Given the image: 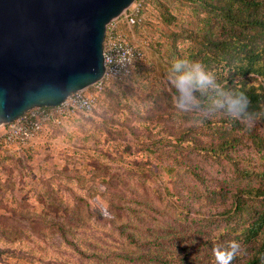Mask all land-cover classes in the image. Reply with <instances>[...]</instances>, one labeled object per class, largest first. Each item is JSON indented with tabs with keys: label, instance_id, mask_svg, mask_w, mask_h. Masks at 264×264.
I'll return each instance as SVG.
<instances>
[{
	"label": "rangeland",
	"instance_id": "obj_1",
	"mask_svg": "<svg viewBox=\"0 0 264 264\" xmlns=\"http://www.w3.org/2000/svg\"><path fill=\"white\" fill-rule=\"evenodd\" d=\"M141 8L140 26L118 23L143 54L131 77L109 84L89 115L0 155V264H215L213 250L229 244L220 212L254 184L241 172L264 170V155L237 130L233 161L211 159L216 140L177 111L167 81L166 34L191 28L190 11L171 0ZM171 41L182 56L188 42Z\"/></svg>",
	"mask_w": 264,
	"mask_h": 264
},
{
	"label": "trees",
	"instance_id": "obj_2",
	"mask_svg": "<svg viewBox=\"0 0 264 264\" xmlns=\"http://www.w3.org/2000/svg\"><path fill=\"white\" fill-rule=\"evenodd\" d=\"M171 1L190 11L192 27L180 29L177 35L166 34V39H170L166 47L167 59L187 58L202 62L216 73L225 90L244 92L250 102L249 111L256 116L251 126L224 115L204 120L209 135L216 140L208 146L210 156L213 155L211 159L233 161L227 155V149L239 143L240 136L234 134L237 130L243 132L241 137H246L254 150L264 155V0ZM161 8L164 22L174 20L165 6ZM141 11L142 8L140 15ZM177 37L188 42L186 49L181 51L182 56L177 54L174 41H171ZM241 173L245 178H253L254 184L230 194V205L228 209H222L219 216L229 222L225 232L230 237L228 243L236 241L240 245L236 257L242 259L241 263L264 264V170Z\"/></svg>",
	"mask_w": 264,
	"mask_h": 264
},
{
	"label": "water",
	"instance_id": "obj_3",
	"mask_svg": "<svg viewBox=\"0 0 264 264\" xmlns=\"http://www.w3.org/2000/svg\"><path fill=\"white\" fill-rule=\"evenodd\" d=\"M133 0H0V125L103 73L106 24Z\"/></svg>",
	"mask_w": 264,
	"mask_h": 264
},
{
	"label": "built area",
	"instance_id": "obj_4",
	"mask_svg": "<svg viewBox=\"0 0 264 264\" xmlns=\"http://www.w3.org/2000/svg\"><path fill=\"white\" fill-rule=\"evenodd\" d=\"M143 0L133 2L115 19L109 21L102 39L101 77L82 90L70 93L53 107L34 106L23 111L12 121L0 125V155L16 154L31 145L36 136L47 126H59L76 115H89L94 109L103 88L128 78L142 60V51L128 43L118 32V23L126 26L138 24Z\"/></svg>",
	"mask_w": 264,
	"mask_h": 264
},
{
	"label": "clouds",
	"instance_id": "obj_5",
	"mask_svg": "<svg viewBox=\"0 0 264 264\" xmlns=\"http://www.w3.org/2000/svg\"><path fill=\"white\" fill-rule=\"evenodd\" d=\"M167 81L175 90V108L181 114L193 115L203 122L224 115L251 126L256 116L249 111V99L244 92L225 90L214 71L200 61L175 59L168 71ZM240 250L236 241L225 248L213 250L215 264H232Z\"/></svg>",
	"mask_w": 264,
	"mask_h": 264
}]
</instances>
